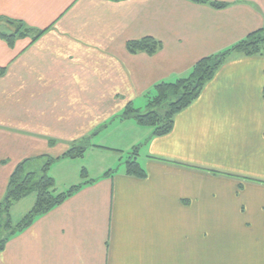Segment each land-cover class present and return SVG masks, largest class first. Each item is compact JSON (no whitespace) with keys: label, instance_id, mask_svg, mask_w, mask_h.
<instances>
[{"label":"crops","instance_id":"0c3cea01","mask_svg":"<svg viewBox=\"0 0 264 264\" xmlns=\"http://www.w3.org/2000/svg\"><path fill=\"white\" fill-rule=\"evenodd\" d=\"M211 1L226 6L0 0V19L22 24L0 21V200L36 157L55 159L56 192L80 185L13 235L0 264H264V53L233 51L164 135L120 117L264 28V0ZM146 36L156 52L128 51ZM71 146L83 155L65 157ZM135 147L142 177L125 168Z\"/></svg>","mask_w":264,"mask_h":264},{"label":"trees","instance_id":"16d2710c","mask_svg":"<svg viewBox=\"0 0 264 264\" xmlns=\"http://www.w3.org/2000/svg\"><path fill=\"white\" fill-rule=\"evenodd\" d=\"M197 4H209L214 8H223L225 3L211 0H187ZM3 18L0 19L2 21ZM22 26V25H21ZM161 43L149 36L127 43L129 52L145 51L153 54ZM239 51L246 56L264 53V28L249 33L234 46L225 50L205 56L193 64L189 74L176 78L173 81H161L154 85V97L148 98L151 110L140 113L127 105L120 117L132 118L140 125L152 129L151 136H161L168 133L173 126L174 116L181 109L195 100L205 84L213 77L218 67L232 54ZM167 102L164 114L153 107ZM84 147L71 146L64 152L65 157H81ZM137 148L132 151L133 157L125 162L126 172L139 177L145 176L144 169L139 165L135 156ZM55 159L49 157H36L18 163L10 174L5 192L0 200V250H3L7 241L16 233L29 226L33 220L52 209L77 190L80 185H74L65 192H56L55 181L49 174V168ZM31 194L35 200L30 210L17 222L11 218V208L20 199Z\"/></svg>","mask_w":264,"mask_h":264},{"label":"rangeland","instance_id":"374dc122","mask_svg":"<svg viewBox=\"0 0 264 264\" xmlns=\"http://www.w3.org/2000/svg\"><path fill=\"white\" fill-rule=\"evenodd\" d=\"M188 74H189V72L185 75L180 76V77H185ZM154 93H155V90H153V93H151L150 95H149V93L146 94L142 103L141 102L135 103L133 105V108L140 113H146L147 111L151 110V108L148 106V103H149L148 98H149V96L151 98L154 97L155 96ZM153 109L157 110L159 112V114L162 115V114H164V112L167 109V102L161 104L160 106H157V108L153 107ZM92 154L93 153H91V154L89 153L88 155H86L84 157V159H80V160H83V161H80V163H83L86 167L89 168L92 160L94 159V156ZM124 161H125V158L122 161L123 165H124ZM75 164H78V163L76 162ZM116 166H117V163L115 164L114 167H116ZM49 174L51 175V173H49ZM34 200H35V195L31 194V195L27 196L25 199L21 200L20 203H18L17 205H15L13 207L12 212H11V218H12L13 222H17L19 219H21L29 211V209L32 207V205L34 203Z\"/></svg>","mask_w":264,"mask_h":264},{"label":"water","instance_id":"95a60500","mask_svg":"<svg viewBox=\"0 0 264 264\" xmlns=\"http://www.w3.org/2000/svg\"><path fill=\"white\" fill-rule=\"evenodd\" d=\"M2 21L8 24L9 26L13 27L15 32H17L21 28V25H22L21 23L8 20V19H3Z\"/></svg>","mask_w":264,"mask_h":264}]
</instances>
